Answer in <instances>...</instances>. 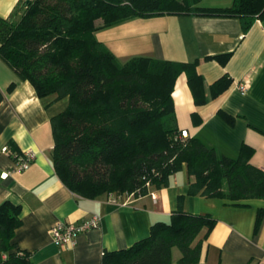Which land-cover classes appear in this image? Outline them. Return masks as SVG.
I'll list each match as a JSON object with an SVG mask.
<instances>
[{
	"label": "trees",
	"instance_id": "obj_1",
	"mask_svg": "<svg viewBox=\"0 0 264 264\" xmlns=\"http://www.w3.org/2000/svg\"><path fill=\"white\" fill-rule=\"evenodd\" d=\"M202 0H20L11 15L0 18V59L38 98H68L66 109L51 120L52 164L57 178L77 196H140L150 187L168 185L185 166L187 194L236 204L264 200V171L250 159L254 150L240 147L228 158L197 138L180 137L172 92L184 74L196 106L225 92L232 83L223 75L208 87L197 61L180 63L134 57L120 63L95 38L99 30L128 20L167 15L238 19L245 34L264 21V0H232L228 7H202ZM230 54L208 57L225 65ZM13 84L9 89H12ZM232 125L234 118L218 111ZM193 124L200 119L191 115ZM20 206L0 205V264H32L31 254L13 242L21 226ZM264 208L256 211L257 231ZM216 220L190 214L182 200L168 222L151 225L148 237L118 251L105 252L102 264H197L202 239Z\"/></svg>",
	"mask_w": 264,
	"mask_h": 264
},
{
	"label": "crops",
	"instance_id": "obj_2",
	"mask_svg": "<svg viewBox=\"0 0 264 264\" xmlns=\"http://www.w3.org/2000/svg\"><path fill=\"white\" fill-rule=\"evenodd\" d=\"M20 0H0V18H8ZM232 0H202V7H228ZM117 59L134 57L191 63L208 87L223 75L231 78L229 88L206 104L196 106L184 74L172 92L176 124L189 137L236 158L245 144L254 150L250 163L264 171V21H255L244 34L238 19L167 15L136 18L95 33ZM230 54L225 65L206 59ZM246 82L241 93L237 84ZM13 84L12 89H9ZM68 98L37 97L28 81L20 80L0 59V205L8 201L20 206L21 226L13 242L31 254L32 264H102L105 252L126 249L149 235L152 224L168 222L182 208L190 214L210 215L216 223L202 239L197 264H264V219L254 231L256 211L264 200L236 204L218 198L188 195L185 166L171 175L168 185L150 187L146 194L117 200L112 195L86 199L69 191L57 178L52 164L54 146L51 120L63 112ZM218 111L234 118L232 125ZM200 123L195 125L191 115ZM31 151L35 158L25 171L10 172L13 160L2 152ZM97 216L99 227L81 233L73 248L60 249L50 237L57 222L79 223ZM171 251V264L180 255Z\"/></svg>",
	"mask_w": 264,
	"mask_h": 264
},
{
	"label": "built area",
	"instance_id": "obj_3",
	"mask_svg": "<svg viewBox=\"0 0 264 264\" xmlns=\"http://www.w3.org/2000/svg\"><path fill=\"white\" fill-rule=\"evenodd\" d=\"M246 82H241L237 84V89L239 92L243 93L246 90ZM181 138L188 137L187 131L180 132ZM2 152L9 155L12 160V166L10 171L3 173L1 177L6 178L10 172L13 171H25L28 169L30 164L35 158V154L31 151L23 153H14L8 147H4ZM100 225V218L97 216H92L89 219L82 220L79 223L72 222H57L50 229V237L52 243L60 249L73 248L76 245L77 237L84 232L95 229Z\"/></svg>",
	"mask_w": 264,
	"mask_h": 264
},
{
	"label": "rangeland",
	"instance_id": "obj_4",
	"mask_svg": "<svg viewBox=\"0 0 264 264\" xmlns=\"http://www.w3.org/2000/svg\"><path fill=\"white\" fill-rule=\"evenodd\" d=\"M202 5V4H201ZM115 199H117V200H121V201H123V200H129V198L130 197H132V196H125V195H116V194H111ZM176 252V255H180V252L175 248L174 249Z\"/></svg>",
	"mask_w": 264,
	"mask_h": 264
}]
</instances>
